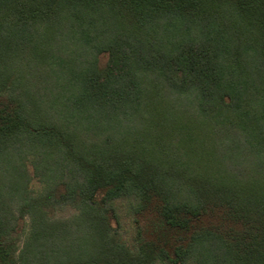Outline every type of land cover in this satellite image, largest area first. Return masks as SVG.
Masks as SVG:
<instances>
[{
  "label": "trees",
  "instance_id": "1",
  "mask_svg": "<svg viewBox=\"0 0 264 264\" xmlns=\"http://www.w3.org/2000/svg\"><path fill=\"white\" fill-rule=\"evenodd\" d=\"M0 264H264V0H0Z\"/></svg>",
  "mask_w": 264,
  "mask_h": 264
},
{
  "label": "rangeland",
  "instance_id": "2",
  "mask_svg": "<svg viewBox=\"0 0 264 264\" xmlns=\"http://www.w3.org/2000/svg\"><path fill=\"white\" fill-rule=\"evenodd\" d=\"M32 168L30 167V171ZM31 189L35 190L36 192H39L41 190L42 184L41 182L35 178L31 181L30 183ZM75 213V210L73 209H67L64 212L59 213V217H63L64 219H69L70 217H72V215ZM122 220H123V228L125 231H130L131 227H132V223H131V217L129 215V212L127 211V209L123 210L122 212ZM29 227H27L28 229ZM126 240H129V235H126L125 237ZM23 240V238H22ZM23 248V243L20 244V249Z\"/></svg>",
  "mask_w": 264,
  "mask_h": 264
}]
</instances>
